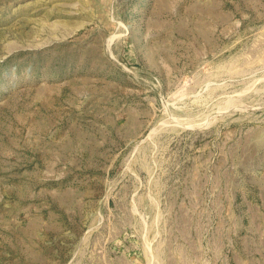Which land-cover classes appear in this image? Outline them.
I'll return each instance as SVG.
<instances>
[{
  "label": "rangeland",
  "instance_id": "374dc122",
  "mask_svg": "<svg viewBox=\"0 0 264 264\" xmlns=\"http://www.w3.org/2000/svg\"><path fill=\"white\" fill-rule=\"evenodd\" d=\"M0 264H264V0H0Z\"/></svg>",
  "mask_w": 264,
  "mask_h": 264
}]
</instances>
